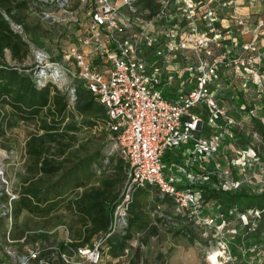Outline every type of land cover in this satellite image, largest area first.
Segmentation results:
<instances>
[{"label": "built area", "instance_id": "1", "mask_svg": "<svg viewBox=\"0 0 264 264\" xmlns=\"http://www.w3.org/2000/svg\"><path fill=\"white\" fill-rule=\"evenodd\" d=\"M34 1L42 7L40 17L76 26L73 42L51 62L84 82L104 106L106 129L127 162L126 180L108 231L73 249L59 245L70 242L67 235L55 242L28 241L36 232L28 230L13 239L17 194L4 180L0 189L9 199L0 204L6 222L0 264H102L105 240L124 235L132 194L146 185L203 232L229 233L230 220L203 192L205 185L224 191L248 187L257 194L264 190V159L251 135L244 134L246 124L258 135L254 120L264 126V116L258 115L264 107V13L242 14L236 0H157L152 16L138 0H77V9H71L70 0ZM263 1L246 3L254 7ZM222 8L228 13L222 14ZM67 92L72 105L74 89ZM241 136L249 138L245 144L238 143ZM167 150L173 159L165 168ZM260 212L255 208L236 216L253 230ZM218 250V258H232L227 241L219 242ZM259 256L264 257V240L254 258Z\"/></svg>", "mask_w": 264, "mask_h": 264}, {"label": "trees", "instance_id": "2", "mask_svg": "<svg viewBox=\"0 0 264 264\" xmlns=\"http://www.w3.org/2000/svg\"><path fill=\"white\" fill-rule=\"evenodd\" d=\"M30 3V0H0V137L19 122L33 125L36 129L25 142V173L20 176L17 197L12 200L13 226L17 225L22 213L43 220L44 227L47 224L63 225L70 242L65 245L60 241L59 245L73 249L90 244L95 236L108 231L126 180L127 162L116 150L109 156L104 155L102 145L100 147L97 141L95 144L88 141L77 145V134L85 128L92 131L100 122L106 129L105 108L84 82L73 80L76 99L71 107L66 90L60 89L50 79L38 86L32 75L23 71L26 67L21 69L6 62V51L12 60L22 62L29 54V43L38 44L37 40L43 37L29 19ZM138 3L142 9L149 10L148 16L154 15L158 9L157 0H138ZM15 25L21 29L16 30ZM254 130L260 135L264 146L263 124L254 120ZM104 133L110 134L107 129ZM248 139L241 136L238 143L245 144ZM172 159L171 152L165 151L163 165L169 164ZM107 162L111 173L104 170ZM152 188L146 185L133 192L124 235L112 234L105 240L104 247L112 259H123L125 250L133 249L130 240L135 236L139 239L143 232H148L147 237L157 235V223L166 220L156 217L153 223L142 211V197ZM203 195L206 201L218 206L229 220L249 209L261 211L255 229L249 230L245 225L243 231L228 242L232 256L238 260L236 264H249L250 257L257 260L254 258L256 249L262 246L264 240V190L257 194L248 187L224 191L205 185ZM8 199L9 195L0 189V204L8 202ZM166 201L172 205L167 197L158 194V205ZM174 215H169L168 221L175 235L191 243L207 242L201 237L202 227L184 216ZM4 222V218L0 217V226ZM29 230L36 232L29 236L28 241L50 240L47 230ZM26 231L28 225L24 223L18 236L12 231L11 237L18 239ZM146 242L142 239L141 245L135 246L133 253L129 255L128 251V260L123 264H146L140 250ZM239 248L243 252L238 251ZM224 264L231 263L227 261Z\"/></svg>", "mask_w": 264, "mask_h": 264}, {"label": "rangeland", "instance_id": "3", "mask_svg": "<svg viewBox=\"0 0 264 264\" xmlns=\"http://www.w3.org/2000/svg\"><path fill=\"white\" fill-rule=\"evenodd\" d=\"M237 1V11L244 13H264V1L254 7L248 6L246 0H236ZM31 10L29 12V19L32 25H36L39 32L42 33L43 37L37 40V43H29V54L26 59L22 62H18L11 59V55L8 51L5 52V60L9 65H16L23 69L26 74H31L33 79H35L38 86H42L47 80H51L52 83L57 84L60 89L68 90L69 86L72 87L73 78L67 77L65 73H62L60 68L58 69L52 64L51 60L55 58H61V54L64 49L68 47L70 43L73 42L74 31L76 26L72 23H64L52 21L48 18H42L39 16V9L42 7L34 0H31ZM71 9L78 8L77 0H70ZM222 14L228 13V8L220 9ZM255 15V14H254ZM252 15V18H254ZM243 38L248 39L249 34H245ZM27 39V38H26ZM62 63V62H61ZM44 67V68H43ZM45 69V70H44ZM52 75V76H51ZM57 79V83H55ZM68 87V88H67ZM249 103L253 105L250 97H253V92L249 91ZM258 105V101L256 102ZM264 103V102H263ZM73 107V104L70 105ZM227 108H229L226 105ZM230 110V109H229ZM258 115L264 116V107L262 110H258ZM84 129V128H83ZM36 129L33 125L23 124L19 122L13 129L9 130L3 137H0V154H4L0 160V187H2L4 180L7 182V188L9 191L17 194V190L20 186V176L25 173V142L28 136L35 132ZM105 127L99 122L92 131H88L86 128L83 132H79L77 135L78 142H88L95 144L96 141L102 145V150L104 155L109 156L115 150L113 140L110 135H106ZM244 134L251 135L253 143L260 148V155L264 159V146H262L261 137L259 134L255 136L253 134L252 126H247L245 124ZM104 146V147H103ZM1 155V156H2ZM117 156V155H116ZM119 157V156H117ZM172 161V160H171ZM170 161V162H171ZM169 162V163H170ZM165 168H167V165ZM106 173H111L109 169L108 162L105 164ZM108 171V172H107ZM249 175V174H248ZM159 191L152 188L149 192H145L142 197V211L146 213L149 221L155 222L156 217H162L166 220H162L157 223L158 234L155 236H150L143 232L140 234L139 239L135 236L130 240L133 249H129V255L135 250V243L141 245L142 239L147 242L141 246L142 260L146 264H213L208 256L211 252V248L218 249L219 242H228L238 233L243 231L244 221L240 217H235L229 221L226 229H230L229 233H224L223 235H217L214 231L207 230V232L201 233V237L207 240V242H194L191 243L180 235H175L173 233V228L168 221L169 215L174 217L172 205L169 202L158 205L156 203V198H158ZM156 203V204H155ZM158 205V206H157ZM215 207L210 208L209 211H215ZM28 225L29 229H42L47 231H52L59 226L46 225L42 226L43 220L33 217L27 213H22L17 220V225L13 226V234L15 236L20 233L22 224ZM51 224V223H50ZM6 226V222L0 226V243L4 244L3 240V229ZM2 229V230H1ZM67 230L64 228H58L55 232L50 235V239H55L57 241L62 240L67 235ZM219 236H223V239H219ZM260 249V247H259ZM243 249L239 248L238 251ZM243 252V251H242ZM3 250H0V257L3 259ZM128 255V256H129ZM245 259V256H243ZM260 257V256H259ZM253 257L249 258V264H263L264 257ZM225 256H221L219 259V264H224L229 261L231 264H236L238 260L234 256L231 259L225 261ZM128 257L124 256L123 259H112L110 255L106 252L102 264H123V261H127Z\"/></svg>", "mask_w": 264, "mask_h": 264}, {"label": "bare ground", "instance_id": "4", "mask_svg": "<svg viewBox=\"0 0 264 264\" xmlns=\"http://www.w3.org/2000/svg\"><path fill=\"white\" fill-rule=\"evenodd\" d=\"M2 154H0V160L1 157L4 156V154L1 156ZM220 254L218 249H214L213 252H210L208 259L213 263V264H219V259H218V255Z\"/></svg>", "mask_w": 264, "mask_h": 264}, {"label": "crops", "instance_id": "5", "mask_svg": "<svg viewBox=\"0 0 264 264\" xmlns=\"http://www.w3.org/2000/svg\"><path fill=\"white\" fill-rule=\"evenodd\" d=\"M110 136H111V134H109ZM67 235H68V233H67ZM117 260V259H116Z\"/></svg>", "mask_w": 264, "mask_h": 264}]
</instances>
